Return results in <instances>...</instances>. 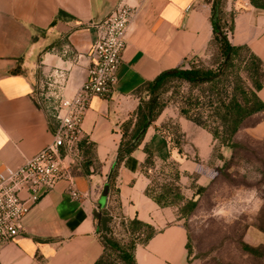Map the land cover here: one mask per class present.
I'll use <instances>...</instances> for the list:
<instances>
[{
  "label": "crops",
  "instance_id": "obj_1",
  "mask_svg": "<svg viewBox=\"0 0 264 264\" xmlns=\"http://www.w3.org/2000/svg\"><path fill=\"white\" fill-rule=\"evenodd\" d=\"M119 1L0 0V173L22 165L52 140L56 103L45 75L55 67L66 69L64 92L72 95L93 60L91 46L97 35L92 23ZM211 3L140 1L128 24L114 88L106 97L91 98L84 116L86 144L80 147L79 165L71 169L80 198L69 195L67 180L58 181L21 219L18 234L0 243V264H93L103 251L95 213L106 206L124 219L136 217L156 230L145 244L136 246V264H188L187 231L176 220V208L160 207L144 193L149 179L142 172L143 148L153 152L155 164L167 160L178 164L181 191L191 198L181 183L193 173L198 185L210 177L201 161L210 157L211 135L177 111L163 110L164 115L148 126L138 147L120 163L113 191L109 176L121 139L120 125L136 108L140 85L206 55L212 36ZM226 7H230L227 1ZM233 20L230 41L246 44L264 67V9L237 0ZM257 95L264 102V84ZM168 117H175L184 134L183 154L154 128ZM248 133L264 136V118ZM190 149H196L200 163L188 157ZM256 236L264 242L263 234Z\"/></svg>",
  "mask_w": 264,
  "mask_h": 264
},
{
  "label": "trees",
  "instance_id": "obj_2",
  "mask_svg": "<svg viewBox=\"0 0 264 264\" xmlns=\"http://www.w3.org/2000/svg\"><path fill=\"white\" fill-rule=\"evenodd\" d=\"M248 1L253 7L264 9V0ZM226 16L232 17L230 22ZM233 18V12L226 7V0H212V36L206 50L208 60L205 62L196 58L187 67L162 71L153 80L140 85L138 91L145 96L139 99L132 115L120 125L121 139L109 176L112 191L120 163L138 147L146 129L154 124L168 102L174 104L178 115L208 132L212 141L217 140L226 147H232L240 130L248 126L247 122L264 111V102L257 95L264 84V67L246 44L230 41ZM56 20L57 17L50 26ZM154 128L169 137L171 146L183 154L184 134L176 120L173 122L168 118ZM83 144H86L85 139H81L79 146ZM143 151L146 157L142 172L149 179L145 195L160 207H175L176 217L177 211L185 218L191 215L197 201L182 193L178 164L173 160L162 162L169 165L170 171H167L162 182L153 183L148 170L155 167L154 154L147 146H144ZM192 160L200 163L197 155ZM222 168L217 170L222 171ZM194 188L193 193L197 195L205 186L196 185ZM101 214L108 221L105 231H101L100 224L97 226L103 251L93 264H136V246L145 244L154 235V227L136 217L124 219L109 206L103 208ZM119 229L123 232L121 238L117 236ZM188 241L187 233V261L190 259ZM243 246L249 253L259 255L257 246Z\"/></svg>",
  "mask_w": 264,
  "mask_h": 264
},
{
  "label": "rangeland",
  "instance_id": "obj_3",
  "mask_svg": "<svg viewBox=\"0 0 264 264\" xmlns=\"http://www.w3.org/2000/svg\"><path fill=\"white\" fill-rule=\"evenodd\" d=\"M226 19L230 22L232 17L226 16ZM208 58L206 53L199 59L206 62ZM136 96L139 101L145 94L138 91ZM168 109L176 111L172 102H168L164 112ZM168 118L175 121V117ZM262 118L264 113L251 118L232 147L212 141L210 158L201 161L204 171L208 169L212 176L201 182L205 186L203 191L193 193L194 186L198 185L195 183L197 174L193 173L181 183L186 195L197 201L191 215L185 218L177 211L176 217L187 229L188 264H264V242L260 243L256 236L264 235V136L248 133ZM187 155L193 159L196 149H190ZM221 166L222 171H218ZM167 171H170L169 165L159 162L150 167L148 174L153 183L162 182ZM122 234L117 230L118 237ZM244 244L257 246L259 255L246 251Z\"/></svg>",
  "mask_w": 264,
  "mask_h": 264
},
{
  "label": "built area",
  "instance_id": "obj_4",
  "mask_svg": "<svg viewBox=\"0 0 264 264\" xmlns=\"http://www.w3.org/2000/svg\"><path fill=\"white\" fill-rule=\"evenodd\" d=\"M140 1L120 0L112 11L92 23L97 35L91 46L93 60L86 79L72 95L66 96L64 92L68 81L66 69L55 67L45 75V85L52 90L56 103V127L45 147L22 165L0 173V243L18 234L21 219L58 181L67 180L69 195L80 198L71 169L80 163L84 116L91 98L106 97L114 88L128 24ZM226 1L234 12L237 0Z\"/></svg>",
  "mask_w": 264,
  "mask_h": 264
},
{
  "label": "water",
  "instance_id": "obj_5",
  "mask_svg": "<svg viewBox=\"0 0 264 264\" xmlns=\"http://www.w3.org/2000/svg\"><path fill=\"white\" fill-rule=\"evenodd\" d=\"M106 192H107V187H105L104 193L102 195L103 198H105ZM95 218L97 219L98 223L101 226V231H105L108 218L106 216H103L100 211L95 213Z\"/></svg>",
  "mask_w": 264,
  "mask_h": 264
}]
</instances>
